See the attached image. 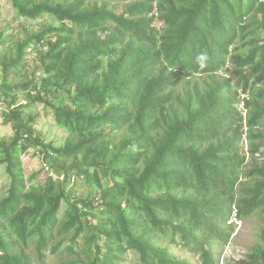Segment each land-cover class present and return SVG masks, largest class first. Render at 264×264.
<instances>
[{
    "label": "trees",
    "instance_id": "obj_1",
    "mask_svg": "<svg viewBox=\"0 0 264 264\" xmlns=\"http://www.w3.org/2000/svg\"><path fill=\"white\" fill-rule=\"evenodd\" d=\"M10 2L37 27L0 29V264H219L264 210V0Z\"/></svg>",
    "mask_w": 264,
    "mask_h": 264
},
{
    "label": "rangeland",
    "instance_id": "obj_2",
    "mask_svg": "<svg viewBox=\"0 0 264 264\" xmlns=\"http://www.w3.org/2000/svg\"><path fill=\"white\" fill-rule=\"evenodd\" d=\"M30 27L36 28L37 26L33 22H29L28 20L18 16L10 0H0V29L5 28L6 35L14 34L19 37H23V35L27 33V29ZM35 57V49H32L31 51L29 50L28 58L34 64H36ZM3 121L2 108L0 107V134L5 137H9L12 134V129L8 125H5ZM38 128L47 142H59L66 135L63 129L52 123L49 118L42 117ZM243 147L245 149L246 145ZM23 162L28 172L36 171L44 167L43 157L33 154V152L25 153L23 156ZM5 180V167L0 165V181L3 183ZM63 208H65V205ZM229 223L231 224H227L229 225L228 239L226 241L217 242L214 245V250L218 256L219 264H236L238 259L245 256L249 247L259 241L261 231L264 228V210L259 212L257 211L242 220L236 219L232 216ZM30 249L32 253H34L33 246ZM172 249L181 257L191 258L193 261L198 262V258L194 254L188 253L186 249L177 246H173ZM128 258L131 259L132 255L130 254ZM46 261L48 264H56L57 262L55 255L50 249L48 250ZM35 264L40 263L36 262Z\"/></svg>",
    "mask_w": 264,
    "mask_h": 264
},
{
    "label": "built area",
    "instance_id": "obj_3",
    "mask_svg": "<svg viewBox=\"0 0 264 264\" xmlns=\"http://www.w3.org/2000/svg\"><path fill=\"white\" fill-rule=\"evenodd\" d=\"M44 166L46 167V170H49V171L51 170L50 166H49V164L47 162L44 163Z\"/></svg>",
    "mask_w": 264,
    "mask_h": 264
}]
</instances>
